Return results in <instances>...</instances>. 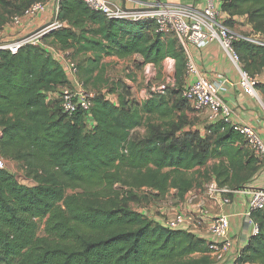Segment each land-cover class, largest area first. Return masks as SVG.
Wrapping results in <instances>:
<instances>
[{
	"label": "trees",
	"instance_id": "1",
	"mask_svg": "<svg viewBox=\"0 0 264 264\" xmlns=\"http://www.w3.org/2000/svg\"><path fill=\"white\" fill-rule=\"evenodd\" d=\"M34 1H21L18 14ZM218 1L229 16L224 24L245 15L253 30L264 34V0ZM57 19L64 24L47 34L48 44L72 56L86 55L77 65L84 84L91 81L95 89L91 123L85 122L82 111L64 114L58 99L49 98L67 77L48 48L25 45L15 54L0 50V155L21 160L42 179L26 185L5 167L0 169V264H174L207 253L208 241L192 231L170 229L125 203L99 206L91 198L115 193V177L109 171L120 163L169 169L155 183L160 194L172 175L187 182L188 170L215 155L226 154L230 164L244 168L242 150L234 147L242 141L240 135L221 122L207 127L204 135L192 129L178 135L180 128L170 120L181 105H170L163 94L134 102L125 85L118 102L106 96L103 90L109 83L101 61L107 56L126 59L138 54V66L156 67L174 59V81L182 85L185 51L173 35L155 33L153 20L107 19L82 0H62ZM233 48L243 71L255 74L264 69V46L239 39ZM259 85L264 94V84ZM182 100V105H189ZM153 114L160 124L151 125L144 138H131V131ZM226 170L218 167L217 178L213 176L220 185H228ZM178 188L182 194L189 190ZM66 189L79 192L65 197ZM252 217L259 230L240 251L237 264H264V210ZM39 219H45V235L40 237Z\"/></svg>",
	"mask_w": 264,
	"mask_h": 264
},
{
	"label": "built area",
	"instance_id": "2",
	"mask_svg": "<svg viewBox=\"0 0 264 264\" xmlns=\"http://www.w3.org/2000/svg\"><path fill=\"white\" fill-rule=\"evenodd\" d=\"M53 4L54 16L51 22L44 24L37 29L24 31V21L28 23L39 14L43 13L46 3L43 0H35L23 9L22 13L14 15L10 24L14 32L0 38V50H8L10 53H17L25 45H37L48 48L55 58L63 65L67 82L61 86L58 101L64 114L71 116L78 111L85 113V122L91 123L90 111L94 91L86 90L84 83L79 79V69L72 59L69 50H62L45 43L47 34L52 30L62 27L63 22L57 19V12L62 0H48ZM91 10L100 12L107 19H128L132 21L151 19L154 21L155 33L165 37L173 35L184 51L187 45L192 44L197 48L206 46L214 39L219 40L221 46L229 53L233 63L240 72L239 84L246 94L261 101L257 90L258 84L264 78V72L259 75L249 74L241 69L239 56L233 48L236 40H246L256 44L264 45L261 40H255L248 35H238L231 31L219 17L217 0H204L205 7L201 10L194 9L182 3L181 0H165L164 2L153 3L144 11L126 9L115 5L108 0H82ZM139 2L140 0H132ZM168 60V69H172V62ZM185 72L187 75H194V80L187 87L181 90V96L189 106L196 112L207 111V120L210 124L218 122L226 124L233 131L238 133L244 144L257 157H264V140L257 129L247 122L241 120L231 105H229L218 93V85L202 76L196 70L190 59L185 61ZM147 73H151L147 69ZM174 85V79L165 84H158L151 87L143 94L148 98L153 94H164L167 87ZM1 135V131H0ZM4 158L0 155V169L4 168ZM234 192H242L246 195L242 216L252 220L253 234L258 233V224L254 221L252 213L264 210V180L258 188L232 189L228 185H220L214 177L205 184L202 192L196 191L188 194L186 200L191 210L187 213L176 211L173 216L164 222V226L170 229L182 228L186 223H202L207 221L209 231L213 240L208 241V254L211 255L217 264L225 263L232 248V238L229 235V221L226 214L212 215L209 203L223 206L231 202L230 195ZM232 258L230 264H237Z\"/></svg>",
	"mask_w": 264,
	"mask_h": 264
},
{
	"label": "rangeland",
	"instance_id": "3",
	"mask_svg": "<svg viewBox=\"0 0 264 264\" xmlns=\"http://www.w3.org/2000/svg\"><path fill=\"white\" fill-rule=\"evenodd\" d=\"M8 2L0 4V38L8 36L10 33L14 32V27L10 24L11 18L18 14L20 9L23 7L21 1L23 0H7ZM14 1V4H13ZM263 40V38L259 37ZM45 43H49V39L45 40ZM72 59L76 64H83V60L86 55L79 54L77 56H72ZM89 55V54H87ZM140 59L138 54L131 56L129 59L118 60V59H102L101 63L104 66L102 75L104 80H108L109 85L106 87V96L114 101L118 102V95L123 94V86L129 87V100L134 102H139L143 100V94L148 92L151 87L158 84L166 83L167 81H172L173 69H168V60H164V64L160 69L154 68L149 74L144 73L143 68H139L136 61ZM258 75L261 71L257 72ZM174 76V75H173ZM79 79L82 83L83 80L81 75ZM86 90L94 91L92 87V82L88 83V86L84 84ZM102 86V84H99ZM61 86H58L52 90L49 94L51 101L58 99V94ZM184 85L177 84L174 81L172 87H167L163 95L167 96L166 101L172 105H181L180 110L175 109L171 115L170 123L172 125L178 126L180 129L177 134L185 130L194 127L195 122L198 117L195 115L194 109L189 105H182L181 94L178 92L179 89H183ZM108 89H113L112 92H108ZM260 95V103L264 110V94L261 91V85L257 88ZM107 91V92H106ZM173 91H176L173 93ZM170 92V93H169ZM178 92V93H177ZM184 104V103H183ZM161 120L156 114L147 115L145 122L139 127L131 131V138L141 139L144 138L151 130V125L157 126L160 124ZM206 132V127H202L201 134L204 135ZM242 150V156L245 157L246 165L244 168L234 166L229 162V156L224 154L221 156H212L205 165L197 166L193 169L188 170V175L190 179L187 182L180 181L177 177L174 178L172 175L167 179L166 189L160 194L155 183H157L163 175L169 172V169L164 168L161 170H155L151 166L143 167H131L127 163H120L118 166L112 168L109 172L115 177V193L107 198H91V202L94 205L99 206H116L121 203H125L131 209L140 211L150 218L159 217L166 221L169 217L162 214L163 208L172 210L173 213L176 211H181L187 213L186 200L188 194L192 192H202L206 183H208L213 176L217 178L216 169L218 167H223L227 169V183L228 186L232 188H240L243 186V182L249 179L252 172L256 170V158L253 156L251 150L240 141L237 146ZM5 169L14 174L17 179L20 180L22 184L26 185H36L41 182V177L34 174L32 171L26 169L21 160L18 159H5L4 158ZM223 175L218 177L219 181H222ZM172 181L176 182L175 184ZM177 184V185H176ZM180 189L189 190L182 194ZM79 192V190L66 189L65 197ZM186 203V204H185ZM58 205H62L58 203ZM45 219L36 220V234L37 236L45 235ZM174 264H217L214 258L208 253H195L189 255L183 259L176 261Z\"/></svg>",
	"mask_w": 264,
	"mask_h": 264
},
{
	"label": "crops",
	"instance_id": "4",
	"mask_svg": "<svg viewBox=\"0 0 264 264\" xmlns=\"http://www.w3.org/2000/svg\"><path fill=\"white\" fill-rule=\"evenodd\" d=\"M43 1L46 3L45 11L39 14L34 19H32L31 21H29L28 23L24 21V26H22L24 31L34 30L38 27L43 26L46 23L51 22L54 16L53 4L48 0ZM108 1L126 9L144 11L149 8V6L153 3L154 0H140L139 2L132 0ZM164 1L165 0H161V2ZM181 1L185 5L197 10H201L205 7L204 0ZM217 4L220 20L224 23V21L228 19L229 16L227 13L221 10L220 2L218 0ZM226 26L231 31L236 33L238 35V38H240L241 35H248L254 38L255 40H261L259 39V37H261L263 38V40L261 41L264 42V34L254 31L252 26L248 22L247 16L245 15H237L232 17L231 23L227 24ZM105 59L125 60L119 59L114 56H107L105 57ZM186 59H190L194 63L198 73L218 85L219 95L229 105L236 109L241 120L247 122L248 124L252 125L255 129H257L260 136L264 140V110L261 106V103L257 99L249 96L244 92V90L239 84L240 72L236 65L233 63L229 53L221 46L219 40L214 39L202 48H197L192 44L187 45L185 50V60ZM170 61L172 62V77L174 78L176 71V61L174 59H170ZM137 62H142L141 56L140 59L136 61V63ZM163 62L158 67L150 63L143 64L138 67L143 68L144 73L148 74L147 69H150V71L154 70V68L160 69L162 67V64H164ZM248 63H250V60L248 61ZM181 71L183 73V85L184 87H187L194 80V75H187L185 72V66L181 67ZM261 72L263 73L264 69H262ZM255 74L258 75L257 72ZM261 84H264V78L261 79ZM195 115L198 117V119L195 122L194 127L191 128L192 130H198L201 133L202 127L207 128L212 125L207 120V111H195ZM236 145H238V143H236ZM254 157L256 158V170L252 172V175H250L249 179H246V181L243 182V186H240V188L235 189L258 188L262 185V182L264 180V157H257L255 155ZM243 165L244 167L246 165L245 157L243 158ZM230 197L231 202L223 206L217 207L212 202L209 203L212 215L222 213L228 216L229 235L232 238V248L227 256V261L223 264H230L232 258L236 255H239L240 251L248 243L249 238L253 235L252 220L244 218L242 216L246 195L242 192H234L230 195ZM186 206L188 211L191 210V207L188 204H186ZM161 213L167 215L169 218L173 216V212L170 209L163 208ZM152 219L160 224H164L165 222L159 217H153ZM181 229L192 231L197 236L203 237L207 241L213 240V237L211 236L209 231V224L207 221L196 224L186 223Z\"/></svg>",
	"mask_w": 264,
	"mask_h": 264
},
{
	"label": "water",
	"instance_id": "5",
	"mask_svg": "<svg viewBox=\"0 0 264 264\" xmlns=\"http://www.w3.org/2000/svg\"><path fill=\"white\" fill-rule=\"evenodd\" d=\"M157 2H160V0H157Z\"/></svg>",
	"mask_w": 264,
	"mask_h": 264
}]
</instances>
